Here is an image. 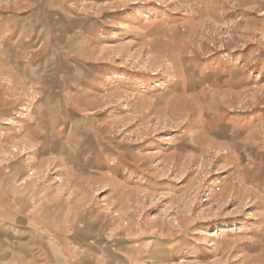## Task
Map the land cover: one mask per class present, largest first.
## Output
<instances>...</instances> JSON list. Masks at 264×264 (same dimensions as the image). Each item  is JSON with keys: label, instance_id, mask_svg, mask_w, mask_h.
Masks as SVG:
<instances>
[{"label": "rangeland", "instance_id": "rangeland-1", "mask_svg": "<svg viewBox=\"0 0 264 264\" xmlns=\"http://www.w3.org/2000/svg\"><path fill=\"white\" fill-rule=\"evenodd\" d=\"M116 1L107 69L69 119L100 143L76 153L101 177L76 185L108 223L78 261L264 264V0ZM35 2L0 0L1 80L18 74L2 38Z\"/></svg>", "mask_w": 264, "mask_h": 264}, {"label": "crops", "instance_id": "crops-1", "mask_svg": "<svg viewBox=\"0 0 264 264\" xmlns=\"http://www.w3.org/2000/svg\"><path fill=\"white\" fill-rule=\"evenodd\" d=\"M116 2L36 0L2 38L18 74L0 79V264H84L78 249L98 244L94 233L108 227L93 196L76 185L101 177L79 174L85 161L76 153L100 143L69 119L78 96L105 74L96 42L107 25L102 11ZM7 103L28 109L8 111Z\"/></svg>", "mask_w": 264, "mask_h": 264}]
</instances>
